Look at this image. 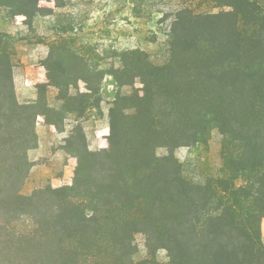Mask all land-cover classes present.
Returning a JSON list of instances; mask_svg holds the SVG:
<instances>
[{
  "label": "trees",
  "instance_id": "1",
  "mask_svg": "<svg viewBox=\"0 0 264 264\" xmlns=\"http://www.w3.org/2000/svg\"><path fill=\"white\" fill-rule=\"evenodd\" d=\"M3 1L11 7L19 1L26 7L20 13L29 16L41 0ZM178 39L172 34V59L181 50L197 52L194 42L185 46ZM220 50L216 60L203 58L208 64L202 62V73L217 75L225 95L200 94L202 114L191 134L175 137L168 119L153 112L155 106H168L154 96L155 91L170 95L172 82L163 83L160 76L168 75L173 64L152 67L143 94L122 98L128 106L118 128L112 111L110 148L80 160L71 187L49 189L50 219L38 221L31 210L37 197L21 191L33 166L28 152L38 144L37 120L45 114L35 104L19 103L11 57L0 49V264H119L121 258V264H133L128 257L135 233L160 223L169 228V264H263L264 64L240 65V39L226 37ZM207 86L190 79L187 95L198 96ZM212 125L225 137L226 176L196 185L186 181L173 156H156L158 147L201 142ZM111 157L114 163L106 166ZM211 203H216L213 213ZM29 217L31 227L23 228V218Z\"/></svg>",
  "mask_w": 264,
  "mask_h": 264
},
{
  "label": "rangeland",
  "instance_id": "2",
  "mask_svg": "<svg viewBox=\"0 0 264 264\" xmlns=\"http://www.w3.org/2000/svg\"><path fill=\"white\" fill-rule=\"evenodd\" d=\"M25 8L19 1L13 7L0 2V49L11 57L19 103L35 104L45 114L37 120L38 144L28 152L33 166L21 191L24 196L37 197L31 210L38 221L50 219L49 189L71 187L79 161L110 148L112 111L118 128L122 108L128 106L122 98L143 94L144 78L152 67L173 64L168 75L160 76L161 82H172L170 95L155 91L154 96L168 106H155L153 112L168 119L167 129L177 137L181 132L191 134L199 123L200 94L218 99L225 95L217 86V75L202 71L203 63L208 64L203 58L218 59L226 37L240 39V65L264 64V0H41L29 16L20 13ZM253 21L257 25L252 27ZM174 33L179 43L194 42L197 52L181 50L172 59ZM255 40L263 45L254 46ZM194 73L198 78L192 77ZM190 79L211 87L189 97L186 84ZM224 143V135L212 125L201 142L162 146L155 153L158 158L173 156L186 181L204 184L226 176ZM118 144L122 152V134ZM114 161L107 158L104 164L110 166ZM214 207L216 203H211L209 212ZM33 221L23 218V228L31 227ZM260 226L264 243V219ZM167 227L150 224L136 232L129 261L169 264Z\"/></svg>",
  "mask_w": 264,
  "mask_h": 264
},
{
  "label": "crops",
  "instance_id": "3",
  "mask_svg": "<svg viewBox=\"0 0 264 264\" xmlns=\"http://www.w3.org/2000/svg\"><path fill=\"white\" fill-rule=\"evenodd\" d=\"M17 79H18L17 81H19V83H20V82H21V78H20V76H18ZM28 81L30 82V80H28ZM43 127H44V126H43ZM34 153H35V152H34Z\"/></svg>",
  "mask_w": 264,
  "mask_h": 264
}]
</instances>
